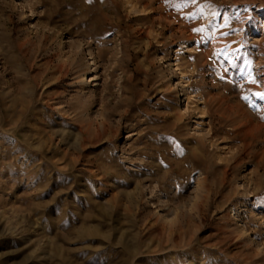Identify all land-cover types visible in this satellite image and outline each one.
I'll return each instance as SVG.
<instances>
[{"label": "rangeland", "instance_id": "374dc122", "mask_svg": "<svg viewBox=\"0 0 264 264\" xmlns=\"http://www.w3.org/2000/svg\"><path fill=\"white\" fill-rule=\"evenodd\" d=\"M262 97L264 0H0V264H264Z\"/></svg>", "mask_w": 264, "mask_h": 264}, {"label": "bare ground", "instance_id": "6f19581e", "mask_svg": "<svg viewBox=\"0 0 264 264\" xmlns=\"http://www.w3.org/2000/svg\"><path fill=\"white\" fill-rule=\"evenodd\" d=\"M141 10H143V11H145L146 10V8H144V7H141ZM74 46V45H73ZM73 46H70V47H73ZM80 46H78L77 48H79ZM77 48H76V51H74V54L73 55H75L74 56V58H73V61H65V63L64 64H62V68H64V69H66V68H69V66L72 64V62H75L74 60H75V57L77 56V55H80L81 54V50H77ZM94 56H93V60H94ZM94 64H95V62H94ZM62 68H61V70H62ZM184 104H185V101H184ZM183 118V117H182ZM206 199V198H205Z\"/></svg>", "mask_w": 264, "mask_h": 264}, {"label": "snow or ice", "instance_id": "6c2138e0", "mask_svg": "<svg viewBox=\"0 0 264 264\" xmlns=\"http://www.w3.org/2000/svg\"><path fill=\"white\" fill-rule=\"evenodd\" d=\"M262 99H264V97H262Z\"/></svg>", "mask_w": 264, "mask_h": 264}]
</instances>
